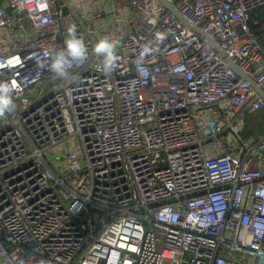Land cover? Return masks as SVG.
<instances>
[{"label": "built area", "instance_id": "obj_1", "mask_svg": "<svg viewBox=\"0 0 264 264\" xmlns=\"http://www.w3.org/2000/svg\"><path fill=\"white\" fill-rule=\"evenodd\" d=\"M165 1L213 44L158 0H0V264H264V100L225 62L264 91V0ZM72 24L88 58L54 78Z\"/></svg>", "mask_w": 264, "mask_h": 264}, {"label": "clouds", "instance_id": "obj_2", "mask_svg": "<svg viewBox=\"0 0 264 264\" xmlns=\"http://www.w3.org/2000/svg\"><path fill=\"white\" fill-rule=\"evenodd\" d=\"M68 38L64 41V48L55 52L50 57V62L42 65L47 68L54 78H62L72 80V76L66 71V65L70 62L83 63L88 58V47L84 40L77 35V26L72 24L67 29ZM157 40H163V34H157ZM118 41H112L107 38L101 39L96 43L93 51L98 57H101L98 67L104 73L110 74L115 67L116 62V48ZM151 45H146L143 48V53L137 61V67L142 70L143 56L152 51ZM46 55H49L46 53ZM13 86L9 83H0V119L5 115H11L15 112V103L12 97Z\"/></svg>", "mask_w": 264, "mask_h": 264}, {"label": "rangeland", "instance_id": "obj_3", "mask_svg": "<svg viewBox=\"0 0 264 264\" xmlns=\"http://www.w3.org/2000/svg\"><path fill=\"white\" fill-rule=\"evenodd\" d=\"M262 17L260 15H256V20L260 21ZM261 29H264V22L261 25ZM264 35V34H263ZM46 86H43V89ZM258 135H264V109L258 113L249 115L244 123V131L241 133L242 139H248L251 137H256ZM78 144L75 146L74 149H77ZM47 162L49 163L50 167L58 173L56 166L60 167L63 166V162L61 161V157L53 156L51 158L50 154L47 153L45 155ZM61 161V162H60Z\"/></svg>", "mask_w": 264, "mask_h": 264}, {"label": "water", "instance_id": "obj_4", "mask_svg": "<svg viewBox=\"0 0 264 264\" xmlns=\"http://www.w3.org/2000/svg\"><path fill=\"white\" fill-rule=\"evenodd\" d=\"M158 2L167 10L171 11L175 17L185 26H187L191 31L195 32L196 34L200 35L202 38L206 39L209 43L213 44L211 39L203 34L200 30L193 28L191 26L188 25V23L185 21V19L180 15V13L169 3H167L165 0H158ZM64 13H66V10H64ZM254 28H258V24H252ZM220 55L222 57H224L223 54L220 53ZM225 62L227 63V65L240 77H242L244 80L248 81L250 83V85L253 87V89L258 93V95L264 100V91L259 88L257 86V84L255 83V81L249 77H247L246 75H244L239 68L237 67V65H235L234 63H232L230 60L226 59ZM1 122V119H0Z\"/></svg>", "mask_w": 264, "mask_h": 264}, {"label": "trees", "instance_id": "obj_5", "mask_svg": "<svg viewBox=\"0 0 264 264\" xmlns=\"http://www.w3.org/2000/svg\"><path fill=\"white\" fill-rule=\"evenodd\" d=\"M252 31L255 33V35L259 38V40H262L264 38V33L261 32L260 29L254 28L251 24Z\"/></svg>", "mask_w": 264, "mask_h": 264}, {"label": "crops", "instance_id": "obj_6", "mask_svg": "<svg viewBox=\"0 0 264 264\" xmlns=\"http://www.w3.org/2000/svg\"><path fill=\"white\" fill-rule=\"evenodd\" d=\"M9 13H11L10 11H8Z\"/></svg>", "mask_w": 264, "mask_h": 264}]
</instances>
